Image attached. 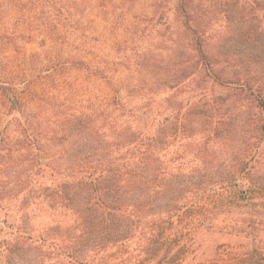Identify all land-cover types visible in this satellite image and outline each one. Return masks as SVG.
Here are the masks:
<instances>
[{
  "label": "trees",
  "instance_id": "1",
  "mask_svg": "<svg viewBox=\"0 0 264 264\" xmlns=\"http://www.w3.org/2000/svg\"><path fill=\"white\" fill-rule=\"evenodd\" d=\"M59 70L40 67L51 78ZM204 74L222 83L212 66ZM260 77L245 71L225 84L231 103L250 102L244 117L226 115L208 89L162 116L177 83L128 85L127 100L115 93L93 113L35 105L30 79L0 75V264H264ZM195 109L205 115L196 124ZM174 129L203 139L179 154L167 147ZM221 136L231 142L225 164L212 145Z\"/></svg>",
  "mask_w": 264,
  "mask_h": 264
},
{
  "label": "rangeland",
  "instance_id": "2",
  "mask_svg": "<svg viewBox=\"0 0 264 264\" xmlns=\"http://www.w3.org/2000/svg\"><path fill=\"white\" fill-rule=\"evenodd\" d=\"M77 60L85 69L73 66ZM53 65L60 69L56 76L40 73ZM208 66L222 83L205 77ZM245 71L264 81V0H0V75L30 79L35 105L51 99L93 113L115 93L127 100L128 85L161 91L177 83L162 116L208 89L226 115L246 117L250 102L237 97L231 103L227 86ZM14 91L27 100L26 92ZM137 103V96L128 98L131 107ZM194 111L189 119L196 124L205 115ZM145 119L140 114L133 123ZM228 132L238 141V128ZM189 134L174 129L167 147L179 154L198 148L203 133ZM230 144L223 136L212 144L222 164Z\"/></svg>",
  "mask_w": 264,
  "mask_h": 264
}]
</instances>
